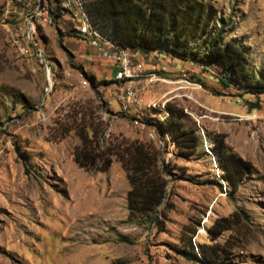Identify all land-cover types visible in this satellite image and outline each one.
Wrapping results in <instances>:
<instances>
[{
  "label": "rangeland",
  "instance_id": "374dc122",
  "mask_svg": "<svg viewBox=\"0 0 264 264\" xmlns=\"http://www.w3.org/2000/svg\"><path fill=\"white\" fill-rule=\"evenodd\" d=\"M30 1L0 0V264H198L172 249L188 242L194 229L193 245L209 251L224 245L225 264H264L263 95L254 107L255 96L218 83L214 66L204 71L171 57L162 62L154 57L146 72L158 80L144 86L141 123L135 124L113 101L106 62L83 40L64 33L72 28L69 16H55V26L36 25L35 33L27 35ZM81 1L84 8L86 0ZM200 1L229 19L227 38L238 41L248 52L249 68L264 75V0ZM86 75L106 84L93 89ZM154 103L183 109L188 126L202 138L205 156L176 160L172 147L163 146L167 169L187 180L169 185L157 213L130 223L129 186L120 165L113 162L106 173L85 172L73 162L79 144L74 132L62 140L53 135L72 115L93 113L112 136L150 141V134L157 133L146 122L159 111L151 107ZM157 120L162 122L159 115ZM217 133L253 167L236 192L223 183L221 190L208 183L219 174L212 153ZM17 150L28 156L27 169ZM239 212L246 217L240 229L208 232ZM154 216L158 223H152Z\"/></svg>",
  "mask_w": 264,
  "mask_h": 264
},
{
  "label": "trees",
  "instance_id": "16d2710c",
  "mask_svg": "<svg viewBox=\"0 0 264 264\" xmlns=\"http://www.w3.org/2000/svg\"><path fill=\"white\" fill-rule=\"evenodd\" d=\"M83 9L89 23L117 46L165 55L182 63L197 65L204 71L214 66L217 68L216 79L223 88H236L243 94L255 96L256 104L253 106L259 107V97L264 95V75L249 68L246 49L238 41L227 38L229 19L221 18L210 4L200 0H86ZM64 13L63 9H58L56 18ZM64 33L82 40L73 28ZM85 77L93 89L106 84L97 82L92 75ZM165 109L168 116L163 122L157 120L160 111L152 113L146 122L155 127L163 146L172 147L173 159L189 162L204 157L202 138L188 126V116L183 109L173 104H166ZM77 115L60 123L53 137L62 140L74 132L79 144L73 150V162L85 172L106 173L113 162L120 165L129 186L125 201L130 223L157 213L168 196L169 185L175 179L187 180L182 176L175 177L167 169L169 164H164L163 158L166 152H162V147L156 142L112 136L106 124L95 118L93 113ZM225 139L221 133L214 134L212 138V153L219 174L208 183L220 190L223 183L226 189L236 192L241 183L252 175L253 167L229 149ZM17 154L27 169L30 166L28 156L19 150ZM188 181L192 183L193 180L188 178ZM151 221L158 223L156 216ZM220 223H215L208 232L216 227L219 229L216 235L240 229L246 224V217L239 212ZM195 235L196 229L190 232L188 242L172 247L173 251L198 264H225L221 258L227 253L224 245L209 251L206 245L191 243ZM109 264L126 262L115 260Z\"/></svg>",
  "mask_w": 264,
  "mask_h": 264
},
{
  "label": "built area",
  "instance_id": "2783aa9c",
  "mask_svg": "<svg viewBox=\"0 0 264 264\" xmlns=\"http://www.w3.org/2000/svg\"><path fill=\"white\" fill-rule=\"evenodd\" d=\"M26 7L30 10L24 19L28 36H30L31 31L33 34L35 33L36 25L55 26L57 10H64V14L72 20V28L76 30L85 45L93 50L98 60L106 62L110 69L114 82L113 101L131 121L135 124L141 123L139 120L142 115L141 93L144 86L151 85L158 80L155 74L146 72V64L154 57L162 62L168 56L160 58L161 55L159 54H147L138 50L122 48L109 41L89 23L81 0H58L57 3H54L53 0H33L28 2ZM38 56L44 61L41 54ZM46 73L49 74L48 69ZM182 73L183 81L187 82L184 70ZM262 97L261 103L264 107V95ZM151 107L160 111V121L163 122L168 116L165 103L161 106L154 103L151 104ZM150 137V141L156 142L159 147H163V142L156 132L150 134Z\"/></svg>",
  "mask_w": 264,
  "mask_h": 264
}]
</instances>
